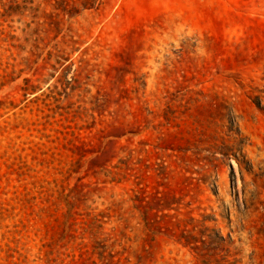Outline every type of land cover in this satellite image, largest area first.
I'll return each mask as SVG.
<instances>
[{
    "label": "rangeland",
    "instance_id": "374dc122",
    "mask_svg": "<svg viewBox=\"0 0 264 264\" xmlns=\"http://www.w3.org/2000/svg\"><path fill=\"white\" fill-rule=\"evenodd\" d=\"M0 264H264V0H0Z\"/></svg>",
    "mask_w": 264,
    "mask_h": 264
}]
</instances>
